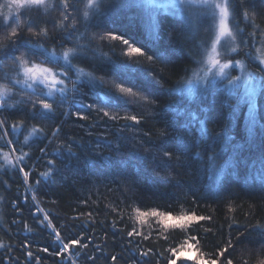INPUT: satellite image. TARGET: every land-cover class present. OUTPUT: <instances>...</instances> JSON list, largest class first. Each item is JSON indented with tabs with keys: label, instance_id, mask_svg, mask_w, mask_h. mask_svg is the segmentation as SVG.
Masks as SVG:
<instances>
[{
	"label": "snow or ice",
	"instance_id": "snow-or-ice-1",
	"mask_svg": "<svg viewBox=\"0 0 264 264\" xmlns=\"http://www.w3.org/2000/svg\"><path fill=\"white\" fill-rule=\"evenodd\" d=\"M123 2L129 8L139 7L135 0H123ZM260 2L264 3V0H260ZM108 6L110 5L106 4L105 0H86V2L85 0H2L0 2V156L3 157L0 175H6L11 171L13 176H22L24 185L34 191H38L42 184L49 182L53 174L59 171L55 156H59L64 151L63 144H59L54 150L53 158L46 159L47 171L36 172L35 168L39 166L41 160L50 155L48 149L52 139L63 131V124L66 121L61 120L60 124L51 129V137L41 125L49 121L55 123L60 120L61 116H76L79 120H87L89 115H85L83 112L87 108L90 113L96 112L97 115L102 113L103 117L109 120H123L125 121L123 128L135 132L137 126H140L142 121L155 112L153 105L157 101L154 98L153 89L163 87L164 76L162 74L149 68L143 70L142 77H138L140 70L131 61L116 62L107 55H103L102 63L97 64L96 61L101 58L102 54L97 49L90 48L91 41L81 43L91 28L99 27L100 18ZM144 7L149 11L155 9L157 7L156 0H147ZM171 7L180 11L186 20V26L180 24L178 28H173V31H177L179 36L193 41V48L185 51L181 47V55L176 59L195 66L186 84L189 87L190 95L192 94L191 88L195 83V86L200 89V96L203 97V99L195 101L194 107L192 104L187 105V108L191 109L187 112L190 122L197 119L195 113L207 115L206 98L219 85H223L231 93L233 88L243 81L245 93L241 97V101H246L249 105L247 113L249 134L254 135L258 124L264 129V124L260 123L256 112L258 87L264 86V11L258 9L253 0H174ZM53 10L60 13L61 20L58 23L41 19L42 16H48ZM250 13L252 14L251 19ZM150 14L155 16L153 11H150ZM106 22L109 26L105 30V35L124 46L122 50L124 56L135 57L137 61L146 58L150 63H154L156 60H161L164 63L169 62V58L157 55L155 52L149 54V49L143 39L137 40L118 33L111 26L112 21ZM49 23L52 24L53 33L49 32L47 27ZM41 24L44 26H40ZM152 27L154 28L155 25L153 24ZM24 28L27 29V37L24 35ZM81 28H83V32L80 31ZM201 29L206 35L196 42ZM33 37L39 39L34 40ZM48 43H51V49L47 46ZM68 44L71 46L65 48V45ZM57 49H63V51L60 52ZM253 49H255V54ZM110 50L114 52L115 45H112ZM237 57L241 58L237 59ZM85 62L91 69L90 71L79 66ZM245 62L251 65L254 71H247ZM230 69L232 71L240 69V74L232 75ZM183 71L187 75L189 69L185 67ZM96 72H100L99 78L95 75ZM108 77H111L114 92L105 88V80ZM138 78L142 80V83H137ZM225 81H227L226 84ZM69 83L72 85L71 88L67 86ZM86 85L90 86L88 95L95 93V96L99 97L100 92H104L106 102L100 106H98L99 101L83 103L86 93L82 92L81 88ZM19 93H26L27 98L21 97L14 103H9ZM69 94L81 97L79 102L74 99L70 102L71 104L78 103L75 113L60 111V108L69 102ZM31 97H35V99H31ZM132 105H136V108L131 107ZM137 109H139L137 114H130L137 112ZM121 111L124 112L123 116L120 115ZM177 115H185V110L177 111ZM10 117L16 119L9 125ZM29 121L37 123L27 129L23 141H20L18 134L25 131V126ZM129 121L131 123H127ZM204 122V120H200L201 124ZM167 127H171L173 131L177 132V139L181 144L184 143L181 131L187 133L191 138L192 133L188 125L181 124L177 127L172 124ZM158 131L161 137L168 136L166 130ZM204 131L208 132V129L205 128ZM209 135H211L210 132ZM10 136L13 138L9 139ZM144 136L150 137L151 133L145 132ZM32 137H39V139L30 143ZM213 139L215 143L206 147L197 144L198 151L195 155L202 161L200 167L206 168L208 181H214L217 187L213 189L211 183L202 185L199 182L198 172L195 178L187 182L186 192L181 188L179 192L173 194L176 203H185L187 194L195 197L197 193H200L202 197L218 198L220 192L225 190L224 185L221 184L224 176L217 174L216 168L220 157L232 140L229 135V125H225ZM25 147L30 151H24ZM17 151L20 152L19 155H15ZM36 151L39 153L38 157ZM67 151L71 153V148L69 147ZM118 151L119 149H117ZM203 154L208 155L209 162H203ZM162 155L167 161H171L175 155L179 167L185 166L187 162L185 159H181L186 156V153L179 149L175 151L173 149L162 150ZM236 163L240 168L247 166L245 160L237 159ZM170 167L171 165L168 164L162 170L154 169L153 171L160 175V171H167ZM261 167L264 168V160L261 161ZM171 175V172H168V176H162L161 181L170 183ZM33 178L34 188L29 183ZM261 180L264 181V174L261 175ZM51 182L54 183V181ZM6 183L7 181L0 180V186ZM134 187L135 185L132 186V188ZM176 187L180 188L179 182ZM35 200L36 197L33 196V201ZM25 201H27L26 197ZM81 203H86V201H81ZM22 207L23 205H18L16 200L12 201L14 212H21ZM125 207L130 209L126 218L120 214L122 210L119 205L111 208V213H117V216L111 220L110 224L100 221L97 225L94 213L89 211L87 216L91 220V225L85 221L81 225L61 224L57 227L53 223V219L56 217L50 218L51 214L40 208L38 204L35 211H32L29 206L28 211L34 221L33 227L38 228L41 232L47 229L52 240V252H49V246L38 248V251L61 257L59 264H67V260L72 256L83 257L86 261L95 264L96 258L83 251L89 248L95 238L93 234H87V229L94 225L101 229L108 228L113 234L118 233L121 236L122 246L125 243L124 236L126 234L129 251L136 252L138 248L141 249L139 259L132 257V264H150L154 250L151 247L142 249L137 238L149 241L152 234L155 233L158 239L167 241L178 230L184 237L182 243L163 249L156 264H162V261H166V264H178L181 258L190 261L191 264H234L233 259L229 258L230 250L234 249L236 244L242 243L245 233L248 232L247 228L244 232L236 228V236L233 237L231 233L234 225L229 224L228 238L222 240V246L217 245L214 253L209 254L203 250V242L212 230L205 227L202 236L199 229L203 227L202 222H211L214 219L213 216L198 214L191 208L177 215L171 205H142L136 199L134 192L131 196V203H126ZM231 210L230 208L229 211ZM37 213H42L43 218L41 219ZM78 219L79 216L71 217L73 221ZM125 219L133 221V223L126 224ZM19 222L13 221L14 224ZM146 225L149 228L147 234L144 231ZM33 227L24 223L25 230L29 232H33ZM73 227L81 228L79 234L72 232L67 237L62 236V230ZM251 231L256 232L257 228H253ZM93 233H95V228H93ZM107 235L108 232H105V236ZM258 235L261 239L257 243L264 251V230H261ZM32 246V242L27 240L22 245V248L26 250L25 264H31L33 259L36 264H40L42 257L30 250ZM3 247L4 245L0 244V248ZM95 250L102 252L99 245ZM185 252H191L192 255L185 256ZM11 259V257H5L3 261H0V264H8ZM111 260L116 262L118 256L111 255ZM259 264H264V260H261Z\"/></svg>",
	"mask_w": 264,
	"mask_h": 264
},
{
	"label": "trees",
	"instance_id": "trees-1",
	"mask_svg": "<svg viewBox=\"0 0 264 264\" xmlns=\"http://www.w3.org/2000/svg\"><path fill=\"white\" fill-rule=\"evenodd\" d=\"M253 2L258 9L264 11V3H261L260 0H253ZM133 8H106L104 15L100 18L99 27L91 28L81 43L91 41L90 48L97 49L102 54L101 58L96 61L97 64H101L103 55H107L116 62L131 61L140 70L138 77H142L143 70L149 68L158 74H162L164 76L163 87L153 89L154 98L157 101L153 105L155 112L152 116H148L145 121H142L135 132L123 128L125 121L109 120L103 117L102 113L99 115L96 112L90 113L87 108L83 110L85 115H89L87 120H79L76 116L64 115L55 123L49 121L42 124L41 126L51 137V129L60 124L61 120L66 121L63 124V131L52 139L48 149L50 155L41 160L39 166L35 168L36 172L47 171L46 159L53 158L54 150L62 143L64 151L59 156H55L59 171L53 174L49 182L42 184L38 191L24 185L23 177L13 176L11 171L6 175H0V180L7 181L5 185L0 186V244L4 245L3 248H0V261H3L5 257H11L12 259L8 261V264H25L26 250L22 248V245L26 240L32 242L33 246L30 250L42 257L40 264H59L62 259L54 254L50 255L38 251V248L49 246V252H52V240L47 229L41 232L38 228L33 227L34 221L28 211L29 206H31L32 211H35L38 204L40 208L51 214L50 218L56 217L53 219V223L57 227L61 224L81 225L85 221L91 225V220L87 216L89 211L94 213L97 225L100 221H106L110 224L111 220L117 216V213H111L113 206L119 205L122 210L120 214L125 218L127 217L130 209L126 208L125 204L131 203L133 192L142 205H171L177 215L191 208L198 214L213 216L214 219L211 222H202L203 227L199 229L202 236L205 227L212 230L203 242V250L209 254L214 253L217 245L222 246V240L228 238L229 224L234 225L231 233L233 237L236 236V228H239L241 232L247 228L248 232L245 233L243 242L236 244L234 249L230 250L231 256L229 258L233 259L234 264H259L261 260H264V251L261 250V245L257 243L261 239L258 233L264 230V199H262L264 197V181L261 180V175L264 174V168L261 167V161L264 160V151H262L264 150V129L258 124L254 130V135H250L246 101L242 102L241 96L237 93H227L220 88H216L206 98L207 115L195 113L197 119L190 122L187 112L191 109H188L187 105L192 104L194 107L195 101L203 99V97L200 96V93L188 96L180 91L181 84L194 68V65L176 59L181 55V47L185 51L191 49V40L185 39L179 36L177 31H173V28H178L183 23L169 15H161L158 19L156 34L152 35L148 33ZM51 14H56L57 19ZM41 19L58 23L61 16L59 12L53 10L48 16H42ZM109 20L113 22L111 26L118 33L137 40L143 39L149 49V54L155 52L157 55L169 58V62L164 63L161 60H156L154 63H150L146 58L137 61L135 57L124 56L122 52L124 46L119 42L112 41L105 35V30L109 26L106 21ZM40 26L44 25L41 24ZM47 27L50 33L54 32L51 23ZM80 31L83 32V28ZM23 32L27 37L26 28L23 29ZM33 39L38 40L39 38L33 37ZM112 45H115L114 52L110 50ZM47 46L50 49L52 47L51 43H48ZM70 46V44L65 45V48ZM57 51L62 52L63 49H57ZM74 63L77 62L74 61ZM79 66L91 70L87 67V62L81 63ZM185 67L189 69L187 75L183 71ZM95 75L99 78L100 72H96ZM137 83H142V80L138 78ZM67 86L71 88L72 85L69 83ZM89 87L86 85L81 88V91L86 93L83 97V103H97L99 101L98 106L103 105L106 102L104 92H100L99 97H96L95 93L88 95ZM105 88L112 92L115 91L111 77L106 78ZM21 97L27 98L26 93L17 94L9 103H14ZM31 99H35V97H31ZM73 99L79 102L81 97L69 94V102L65 103L60 111L75 113L78 103L71 104ZM262 105H264V99L262 94H259L257 118L261 124H264V107ZM131 107L136 108V105ZM181 109L185 110V115L178 116L177 111ZM138 112L139 109L130 114H137ZM120 115L123 116L124 112L121 111ZM14 119L16 118H9V125ZM200 120H204V124H201ZM36 123L29 121L26 124L25 131L18 134L20 141H23L27 129ZM172 124L177 127L181 124L188 125L192 133L191 138L188 137L187 133L181 131L180 134L184 137V143L181 144L177 139V132L173 131L171 127L166 128L167 125ZM225 125H229V135L232 140L229 142L227 150L220 157L216 168L217 174L224 176L221 184L224 185L225 190L220 192L218 198L202 197L200 193H197L195 197L187 194L185 203H176L173 194L179 192L181 188L186 192L187 182L195 178L198 172L199 182L202 185L211 183L213 189L217 187L214 181H208L206 168L200 167L202 161L200 157L195 155L198 151L196 145L206 147L215 143L213 137L221 132ZM205 128L208 129V132L204 131ZM158 130H166L168 136L161 137ZM145 132H150L151 136H144ZM8 138L12 139L13 137ZM37 139L39 137H32L29 142L33 143ZM69 147L71 153L67 151ZM217 147L219 148V145ZM117 149H119L118 152ZM166 149H173L174 151L179 149L185 152L186 156L181 157L187 161L185 166L179 167L177 165L175 155L171 161H167L162 155V150ZM23 150L30 151L27 147ZM19 154L20 152L17 151L15 155ZM203 155V162H209L208 155ZM36 156H39L38 151H36ZM237 159L247 161V166L245 168L238 167ZM2 162L3 157L0 156V165ZM168 164L171 167L167 171H160V175L153 171L154 169L162 170ZM168 172L172 174L169 177L170 183H163L161 177H167ZM178 182L180 188L176 187ZM29 183L33 185V188L35 187L34 178L30 179ZM133 185H135L134 188H132ZM130 189L132 190L130 191ZM33 196L36 197L35 201H33ZM25 197L27 201H25ZM13 200H16L18 205H23L21 212L13 211ZM81 201H86V203H81ZM230 208L231 211H229ZM37 215L41 219L43 218L42 213H37ZM74 216H79V219L71 220V217ZM14 220L20 222L14 224ZM24 223L33 227V232L25 230ZM125 223L131 224L133 221L125 219ZM93 228H95V233H93ZM253 228H257V231L252 232ZM80 231V227L66 228L62 230V236L67 237L72 232L79 234ZM144 231L146 234L148 233L147 225L144 227ZM105 232H108L107 236H105ZM87 234H93L95 238L89 248L83 251L96 258L95 264H132V257L139 259L141 249L138 248L136 252H130L126 244V234L123 246L121 236L118 233L113 234L108 228L101 229L93 225L87 229ZM183 239V234L177 230L167 241L158 239L153 233L149 241H142L137 238V242L142 246V249L151 247L154 250L150 264H156V260L163 249L178 245L182 243ZM97 245L100 246L102 252L95 250ZM111 255H117L118 260L113 262ZM184 255L188 256L192 253L185 252ZM31 264H36L35 259L31 261ZM67 264H92V262L86 261L83 257L72 256L67 260ZM162 264H166V261H162ZM178 264H191V262L181 258Z\"/></svg>",
	"mask_w": 264,
	"mask_h": 264
},
{
	"label": "rangeland",
	"instance_id": "rangeland-1",
	"mask_svg": "<svg viewBox=\"0 0 264 264\" xmlns=\"http://www.w3.org/2000/svg\"><path fill=\"white\" fill-rule=\"evenodd\" d=\"M0 2H2V0H0ZM85 2H86V0H85ZM105 2H106V4L110 5L107 7L109 9L114 8V7H116V9L117 8L121 9L122 7H125V8L127 7L126 4L123 2V0H105ZM173 2H174V0H156L157 7L155 9L150 10V11L155 12V16H152L150 14V11L145 9L144 4L147 3V0H135V3L138 4L139 7H134L133 10H134L135 14L141 19V21L144 24V27L147 29L148 33L155 35L156 29L158 26V19L161 15H169L171 17L179 19L183 24L186 25L185 16L180 11H178L176 8L171 7ZM134 12H132V13H134ZM51 15H53L55 17V19H57L56 14H51ZM251 16H252V14H250V19H251ZM153 24L155 25L154 28L152 27ZM205 35H206V33L204 32L203 29H201L199 36L197 37L196 42H199V40L201 38H203ZM257 46L259 47V45H257ZM190 47H191V49L193 48V41L192 40H191V46ZM193 50H195V49H193ZM253 52L255 54V49H253ZM240 58L241 57H237V59H240ZM245 63H246V70L247 71H254V68L251 65H248L247 62H245ZM229 71L232 73V75H239L240 74V69H236L235 71H232L230 69ZM191 72L189 73V75L187 76L185 81H183V83L181 84V89H180V91H183L188 96H194V95L200 93V89L198 87H196L195 83H194L192 88H191L192 94L190 95L189 87L187 86L186 81L191 77ZM224 83L226 84L227 81H225ZM217 88L223 89L227 93H229L223 87V85H219ZM231 93H237L241 97L244 96L245 88H244L243 81H241L237 87L233 88ZM259 94H262L263 99H264V86L258 87V91H257V95H256V112H257V98L259 97ZM248 110H249V105L247 103V113H248ZM247 113H246V115H247Z\"/></svg>",
	"mask_w": 264,
	"mask_h": 264
}]
</instances>
